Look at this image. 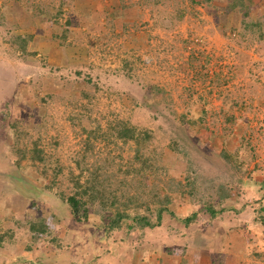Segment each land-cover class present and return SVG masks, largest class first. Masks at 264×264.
Masks as SVG:
<instances>
[{
  "label": "rangeland",
  "instance_id": "rangeland-1",
  "mask_svg": "<svg viewBox=\"0 0 264 264\" xmlns=\"http://www.w3.org/2000/svg\"><path fill=\"white\" fill-rule=\"evenodd\" d=\"M231 1L0 0V231L12 234L1 247L21 255L43 239L51 255L73 228L89 261L115 251L100 247L94 224L72 226L51 192L79 183L124 194L154 218L153 193L169 196L181 216L144 239L171 264L187 253L185 232L221 242L235 228L240 264H264V0H246L249 18L240 5L224 11ZM255 18L259 27L244 25ZM44 118L59 138L43 136L45 156L60 159L59 172L33 158L32 144L25 158L14 150L16 130L33 136ZM123 127L132 135L119 137ZM90 210L96 221L110 213L101 198ZM41 218L51 232L33 240L30 221Z\"/></svg>",
  "mask_w": 264,
  "mask_h": 264
},
{
  "label": "trees",
  "instance_id": "trees-1",
  "mask_svg": "<svg viewBox=\"0 0 264 264\" xmlns=\"http://www.w3.org/2000/svg\"><path fill=\"white\" fill-rule=\"evenodd\" d=\"M229 4L230 5H228V8H223L224 11L232 10L240 5L245 15L244 18H249L247 15H250V11L253 5L246 2V0H232ZM254 20L255 22L251 20L249 23L244 21V25L250 29H254L256 26L259 27L260 22H257L256 18ZM242 35H244V33ZM44 121H45V118L43 119L41 126L36 129V132L33 136L30 135L28 137H24V135H27V134H22L21 131L16 130L15 135L17 139V145L15 144L16 147L14 148V150H16L19 158H25L27 153L31 151L28 149V145L32 144L33 150L31 152H32L33 158L43 160L44 165H45L44 168H51V169H54V171L59 172L64 169V165L60 162L59 158H56V159L50 158L49 160L46 159L45 155L47 153L45 152V147L42 145V139H43V136L45 135L49 137L48 144H50L51 146L57 145L59 142V138L58 136L48 135V130L46 128V122ZM119 123L120 122H118L116 127L119 126ZM130 131L131 130L129 128L123 127L122 129L118 130L117 135H119V137H129L130 135H132ZM25 138H28L29 140L24 141ZM22 139H23L22 141L23 145L21 144ZM53 163L55 164L54 166H52ZM79 164H80V161H78V165ZM54 182L55 181H53V183ZM89 183L90 181L88 180V184ZM78 185H81V191L79 192H75L71 194H68L66 192L57 193V192H54L53 190L51 192H53L54 195H57L58 197H60L62 201L68 207L69 212L71 214L70 223L73 224L72 226H79V227H84V228L89 229L91 228V225L94 224L96 229L98 230L100 229L99 231L100 237L101 238L104 237L105 239L104 238L103 239L106 241L111 239L112 243H119L121 241L126 240V237L128 238L132 232H135L137 230L142 231L145 228H155V227L162 226L166 216H175V217L181 216L178 211H176L172 206H170L171 201L169 200L170 199L169 196L162 197V194H160L161 193L160 191L159 192L156 191L153 193L154 198L157 201H159V202H156V203H159V206H157L156 218H154L153 214L142 212L140 211L139 207H135L133 205L134 203L133 201L125 200L123 198L124 194L117 195L116 193L109 192L108 190L107 192L103 190H97L95 186L88 187L89 185L85 186L86 184L78 183ZM183 191L184 190H180L176 193L179 194V197L185 199L186 194ZM96 198L98 199L101 198V201H103L104 208L110 210V213L108 212L107 214L103 215L101 221H96L91 218L94 216L90 210V205H92L93 202H95ZM202 209H206L211 214L212 218H214L215 215H217L219 212L215 207H213V205H210V204H205L204 206H202ZM147 210L148 211L152 210V207L148 205ZM260 211H264V205L260 206ZM195 217L196 215L192 214L191 216L184 218L185 227L190 228V226L195 221ZM263 221H264V216H263ZM74 224H77V225H74ZM29 228L34 235L32 237L33 240H36L35 238L37 239L42 238L44 234L51 232L49 230L50 226L46 224L43 218L37 221H34V220L30 221ZM73 230L74 229L71 228V230H69V233L67 232V236L69 237H66V240L56 238L59 240H56V245L53 247L57 248L59 251H69L70 250V252L66 253V255L68 256L71 253L74 255L73 257H77L78 247H74L75 245L74 243L76 244L78 243L80 235H78ZM191 231L193 232H185L186 237H183L184 241L188 242L187 235L192 236L196 230H191ZM33 243L34 242L32 241L28 246L32 247ZM42 243H45L43 239L41 242H39V244H42ZM39 244H38V247H41V245ZM165 247L167 250L168 248H170L169 246H165ZM184 248L186 251L188 250L187 246H185ZM44 252L47 253L48 250L46 249V251ZM200 252H201L200 248L194 249V253L198 254ZM87 254L88 253H85L83 255L86 256ZM170 254L172 253L170 252ZM66 264H68V262ZM100 264H103V263H100Z\"/></svg>",
  "mask_w": 264,
  "mask_h": 264
},
{
  "label": "crops",
  "instance_id": "crops-1",
  "mask_svg": "<svg viewBox=\"0 0 264 264\" xmlns=\"http://www.w3.org/2000/svg\"><path fill=\"white\" fill-rule=\"evenodd\" d=\"M1 206L2 204L0 203V210ZM7 218V214H2V212L0 211V228L2 226V221ZM147 230L148 228H145L142 230V232L141 230L132 232L128 238L126 237V240L121 241L119 243H112L111 239L106 241L104 240V237L101 238L99 236L101 238L100 247H110V245H113L112 247L115 251L108 252V256L103 255V257H101L100 255L94 256L93 254L90 257V261L88 260L89 258H87V255L89 253L85 256L83 255V253L78 252L77 257H73L74 255L71 253L68 256L66 255V253H69L70 250L59 251L56 248V252H53L51 253V255H49L48 252H44L45 250L42 246H26L27 249L22 251L21 255H16L15 252L12 251V247H1L0 244V264H58V261L60 260V256L58 255H60L61 253V256L68 260L61 264H66L67 262L68 264H171L169 262L170 260L167 259V253H162L161 251L153 248L150 242L144 239V236L146 237L145 234L147 233ZM238 230L239 229L235 228L230 229L227 233L225 232V235L222 236L221 242L220 239H217L218 237H213V240L210 241L209 237L207 236L208 238H206V243L204 242V240L197 239V234L196 232H194L192 236H189V239L187 238L188 242L185 241V246L188 247L187 253L184 254V257L181 259L180 263L174 264H232L233 262L235 263V260V264H240L241 257L243 255L237 251L231 252V248L235 245V239L239 237L238 241L240 240L241 242L243 238L241 237V234H239ZM235 232H238L239 236L235 235ZM10 237H12V234L10 232H4L3 230L0 231V241ZM224 239H226L228 242L224 241ZM93 240L95 241L94 238ZM165 244L166 243L164 242L161 244V246L163 247ZM76 247L79 246L77 245ZM196 248H200L201 252L198 254L194 253V249ZM224 249H227V251L224 252ZM216 252H220L225 256L220 259V256L222 254L217 257L216 255H214ZM226 253L229 256H227ZM55 256L56 259H54Z\"/></svg>",
  "mask_w": 264,
  "mask_h": 264
}]
</instances>
